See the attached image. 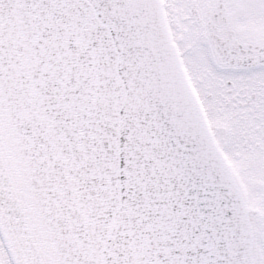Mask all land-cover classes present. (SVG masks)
Returning <instances> with one entry per match:
<instances>
[{"label":"snow or ice","instance_id":"1","mask_svg":"<svg viewBox=\"0 0 264 264\" xmlns=\"http://www.w3.org/2000/svg\"><path fill=\"white\" fill-rule=\"evenodd\" d=\"M0 264H264V0H0Z\"/></svg>","mask_w":264,"mask_h":264}]
</instances>
